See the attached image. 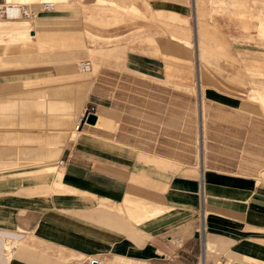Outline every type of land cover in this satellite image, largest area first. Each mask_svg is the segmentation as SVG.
<instances>
[{
  "label": "crops",
  "instance_id": "crops-1",
  "mask_svg": "<svg viewBox=\"0 0 264 264\" xmlns=\"http://www.w3.org/2000/svg\"><path fill=\"white\" fill-rule=\"evenodd\" d=\"M96 1L135 15L158 0ZM18 3L0 0L8 24L9 7L25 17L28 8L34 23L0 21V42L32 34L41 54L0 63L10 70L0 72V264H264V116L254 102L198 69L179 77L155 48L110 46L93 39L110 32L85 25L66 32L67 0ZM21 85L34 96L19 97ZM260 92L250 94L259 107ZM86 105L96 121L75 130Z\"/></svg>",
  "mask_w": 264,
  "mask_h": 264
},
{
  "label": "rangeland",
  "instance_id": "rangeland-1",
  "mask_svg": "<svg viewBox=\"0 0 264 264\" xmlns=\"http://www.w3.org/2000/svg\"><path fill=\"white\" fill-rule=\"evenodd\" d=\"M31 1L33 0H7L8 3L22 4ZM41 1L55 3L58 0ZM67 1V9H64L68 16L66 32H81L80 28L85 25L86 32H110L98 33L99 37H93L110 46L129 43L143 44L151 50L155 48L157 54L167 63L168 70H173L179 77L186 78L191 68L198 69L205 82L232 92L237 89L244 93V101L254 102L259 109L260 117L264 116L260 110V107L264 109V75L260 74L264 73V0H223L219 1L220 5L211 3L210 0H158L156 3L148 2L145 10L135 15L126 14L108 5H99L96 0H86L88 1L86 5L76 3L80 0ZM18 4L8 6H20ZM50 8L48 9L50 11L45 12H58L57 6L55 9ZM3 10L4 7L0 12V21L6 22L8 27L14 26L15 22L24 18H27L31 25L34 23L35 17L28 8H25L29 13L28 17L13 19L10 24ZM172 11L180 18H171ZM81 13H88L85 16L86 21H82ZM52 24L58 27V22ZM245 26L248 28L245 29ZM31 36L28 43L27 36L20 35L18 38L10 33H4V41L0 42L3 44L0 46L2 48L0 63L2 62L3 66L15 65L16 62L11 60L15 61L21 57L37 60L41 54L36 52L39 38L33 37L32 34ZM39 36L38 34L37 37ZM200 42L214 48L212 50L214 55L209 61L200 54ZM13 44L16 46H12ZM217 45H224V49H218L215 47ZM88 58L93 64L89 55ZM78 60L80 58H77V62ZM27 70L33 69L32 67L18 69L19 72ZM7 71L10 70L0 72L6 74ZM23 88L26 86H20L19 97L34 96L27 95L22 91ZM189 90L197 94L195 86ZM253 90H261L260 107L250 97ZM54 159L52 158L51 165L55 167V171H60ZM54 174L56 173L53 172L51 176Z\"/></svg>",
  "mask_w": 264,
  "mask_h": 264
},
{
  "label": "built area",
  "instance_id": "built-area-1",
  "mask_svg": "<svg viewBox=\"0 0 264 264\" xmlns=\"http://www.w3.org/2000/svg\"><path fill=\"white\" fill-rule=\"evenodd\" d=\"M24 11H25L24 13L27 12L26 10H24ZM27 13H28V12H27ZM28 16H29V13H28ZM80 68H81V70H83V71H88V70H90V68H91V64H90L89 60L81 61V62H80ZM91 114L95 115V106H93V105H86V106H84V107H83V110H82V112H81V115H80L79 118H78V123H77V125H76V129H78L82 124H86V123H87V122H86V119H87V117H88L89 115H91ZM61 162H62V161H61Z\"/></svg>",
  "mask_w": 264,
  "mask_h": 264
},
{
  "label": "bare ground",
  "instance_id": "bare-ground-1",
  "mask_svg": "<svg viewBox=\"0 0 264 264\" xmlns=\"http://www.w3.org/2000/svg\"><path fill=\"white\" fill-rule=\"evenodd\" d=\"M44 4H47V6H51L52 4H54V3H52V2H44ZM52 7V6H51ZM7 12H8V16L11 18H21L22 17V11L21 10H18V8H15V7H9L8 9H7ZM26 16H28V13L26 12V13H24ZM75 130H78V129H76V126H75Z\"/></svg>",
  "mask_w": 264,
  "mask_h": 264
},
{
  "label": "water",
  "instance_id": "water-1",
  "mask_svg": "<svg viewBox=\"0 0 264 264\" xmlns=\"http://www.w3.org/2000/svg\"><path fill=\"white\" fill-rule=\"evenodd\" d=\"M95 121H96V116L93 115V114L89 115V116L87 117V119H86V122L89 123V124H94Z\"/></svg>",
  "mask_w": 264,
  "mask_h": 264
}]
</instances>
